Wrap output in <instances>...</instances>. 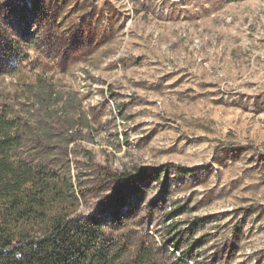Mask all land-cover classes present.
<instances>
[{"label": "rangeland", "instance_id": "1", "mask_svg": "<svg viewBox=\"0 0 264 264\" xmlns=\"http://www.w3.org/2000/svg\"><path fill=\"white\" fill-rule=\"evenodd\" d=\"M43 1L47 18L35 0H0L3 29L27 43L0 73V106L16 96L70 121L84 211L113 219L123 194L128 229L176 264H264V0ZM90 156L133 178L94 183Z\"/></svg>", "mask_w": 264, "mask_h": 264}, {"label": "trees", "instance_id": "2", "mask_svg": "<svg viewBox=\"0 0 264 264\" xmlns=\"http://www.w3.org/2000/svg\"><path fill=\"white\" fill-rule=\"evenodd\" d=\"M46 5L35 0L36 7ZM11 35L16 34H9L0 23L1 74L14 73L27 59V43ZM46 91L41 86L36 96L48 100ZM28 108L16 96L0 106V264H176L177 259L160 247L154 235L128 229L126 219L120 217L123 194L116 198L113 219L84 211L83 202L93 191L81 189L86 181L82 174L73 173L76 149L71 145L79 137L72 124L62 117L45 119ZM51 134H60L64 140L53 143ZM90 161L98 172L92 177L94 183L123 184L133 178L126 171L100 165L91 156ZM178 172L185 176L193 170L180 166ZM169 226L171 231L174 225ZM179 242L174 239L172 245L179 248ZM196 242L188 243L184 256Z\"/></svg>", "mask_w": 264, "mask_h": 264}]
</instances>
